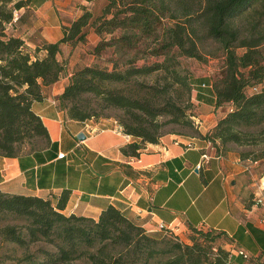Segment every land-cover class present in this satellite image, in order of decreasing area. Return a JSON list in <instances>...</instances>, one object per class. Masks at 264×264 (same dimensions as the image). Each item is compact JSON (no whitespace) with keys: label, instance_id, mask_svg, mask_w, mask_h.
Wrapping results in <instances>:
<instances>
[{"label":"trees","instance_id":"trees-1","mask_svg":"<svg viewBox=\"0 0 264 264\" xmlns=\"http://www.w3.org/2000/svg\"><path fill=\"white\" fill-rule=\"evenodd\" d=\"M171 1L109 0L101 17L91 21L92 15L86 11L69 26H62L60 41L31 49L7 32L14 24L13 13L25 8L28 0H0V155L15 158L17 145L33 146L38 140L43 146L49 143L31 104L43 98L41 85H52L63 72V63L57 60L60 44L83 43L88 25L98 35L121 32L110 39L116 52L135 49L151 39L153 45L146 44L145 50L156 61L143 66L133 60L117 62L110 70L95 66L75 70L59 97L71 120H116L123 134L139 140L122 148L125 156L133 158L143 145L158 143L167 123L196 129L190 102L191 74L181 59L203 61L200 47L210 40L219 45L224 56L212 86L216 105L230 104L231 109L203 139L211 145L218 141L225 151L229 144L264 145V0H202L192 11L177 6L172 9ZM167 14L173 23L160 28ZM254 15L260 16L242 30L239 22ZM237 49L243 52L237 54ZM111 111L121 115H109ZM239 157L264 160V151L254 157L239 152ZM67 199L63 192L53 206L49 199L1 192V242L21 248L36 242L48 244L54 251H43L40 264H72L80 258L90 264L231 263L229 253L217 244L221 234L193 229L187 243L163 229V238L157 239L112 206L96 221L65 216L61 211ZM263 255L255 262L264 264ZM237 256L245 262L252 259Z\"/></svg>","mask_w":264,"mask_h":264},{"label":"crops","instance_id":"crops-1","mask_svg":"<svg viewBox=\"0 0 264 264\" xmlns=\"http://www.w3.org/2000/svg\"><path fill=\"white\" fill-rule=\"evenodd\" d=\"M28 2L7 32L35 49L60 41L62 26L86 11L91 21L101 17L109 0ZM84 31L83 43L60 44L63 72L52 85H41L43 98L31 104L49 143L15 158L0 155V193L49 199L56 206L67 192L65 216L96 221L112 206L151 237L163 238L161 231L168 229L188 243L193 229L213 231L221 234L217 244L229 253L230 264H246L238 250L257 260L264 253V160L241 159L231 146L225 151L218 141L208 146L203 139L231 109L216 105V77L211 72L190 77L199 136L145 144L137 157L125 156L122 148L139 140L123 134L116 120H71L59 103L73 72L100 62L93 48L113 36L98 35L91 25ZM60 153L64 156L58 159ZM203 154L208 159L201 162ZM257 198L261 204H255Z\"/></svg>","mask_w":264,"mask_h":264},{"label":"rangeland","instance_id":"rangeland-1","mask_svg":"<svg viewBox=\"0 0 264 264\" xmlns=\"http://www.w3.org/2000/svg\"><path fill=\"white\" fill-rule=\"evenodd\" d=\"M200 3H202V0H172L170 2V7L172 9H175L176 6L178 8L186 7L189 11L190 10L192 11V10H196L199 7ZM175 13H177V11H175ZM100 15L102 16V13ZM258 16L260 15H254L253 17H250V19L248 18L245 20H241L239 22V25L241 26L242 30H245V28L248 27L249 23L257 19ZM169 17L170 16L168 14L165 16V18L162 20V25L160 28L162 27L165 28L173 23ZM261 19H263L262 20L263 24H261V26L264 29V16ZM121 34H122L121 32H116V34H114L113 37L119 36ZM151 41H152L151 39L146 40L145 42L140 43L135 49L132 50H124V51L116 52V49L113 46L109 45L110 40L101 39V41H99L96 44V46L93 48L95 55L99 54L101 59L100 62H98L97 64H92V66L101 69L102 68L110 69L112 68L114 63L118 62L119 64H123L125 62H130L132 60L135 61V65L137 66H143L147 63H152L156 61V58L150 57L147 54V51L145 50L146 44L153 45ZM97 46H101V47L98 50H95ZM261 51L264 54V45L262 46ZM242 52H243L242 49L236 50L237 54H241ZM200 54L204 59L203 61H198L194 58L191 59L182 58L181 63L183 67L186 68L191 75L192 74L204 75L207 74V72H211V74L217 78L221 72L220 71L222 66L221 61H223L224 59L223 52L220 49L219 45L210 40H206L205 43L200 47ZM42 55L43 53L40 55V57H42ZM111 57H113V59H111ZM248 93H252L251 90H249ZM191 106L193 107V105ZM192 107L191 109L193 113ZM107 113L114 117H118L121 115L120 111L118 112L111 111ZM161 133L162 136L159 139L158 143L164 139H167L168 141L171 142L179 141V140L187 141L189 138L196 136L198 132L194 127L193 130H189L180 125L167 123L162 128ZM43 145L44 143L42 140L35 141L33 146L17 145L15 152L16 154L30 152V150L41 148ZM229 146L232 147L230 148V150L236 151L238 153L239 152L250 153L252 154L253 157L259 155L260 153H262V151H264V145L262 144L254 147H245V146L237 147V146H232V144H229ZM261 203L262 201L260 202V204ZM43 251L53 252L54 249L48 244L46 245L45 243L42 242H36L33 243V245L28 246L27 248H21L19 246H16L8 242H1L0 240V264H40L44 258V256H42ZM262 261H264V257L262 258ZM72 264H90V263L85 258H80L77 261H74ZM246 264H260V263H256L255 259H251L247 261Z\"/></svg>","mask_w":264,"mask_h":264},{"label":"built area","instance_id":"built-area-1","mask_svg":"<svg viewBox=\"0 0 264 264\" xmlns=\"http://www.w3.org/2000/svg\"><path fill=\"white\" fill-rule=\"evenodd\" d=\"M18 15H17V12L15 11L14 13H13V22L15 23V22H17L18 21ZM195 119V118H194ZM195 125H196V123H195ZM206 144L209 146V145H211V143L210 142H208V141H206ZM63 156H64V154L63 153H60V155H58V159H60V158H63ZM208 159V157H207V155L206 154H203L202 156H201V162H204L205 160H207ZM201 165H202V163H200L199 165H198V167H197V169H199L200 167H201ZM260 202H261V200L258 198V199H256L255 200V204H260ZM236 252V255H239V256H241V257H243L245 260H247L248 258H249V255L246 253V252H244L243 250L241 251V250H238V251H235Z\"/></svg>","mask_w":264,"mask_h":264},{"label":"water","instance_id":"water-1","mask_svg":"<svg viewBox=\"0 0 264 264\" xmlns=\"http://www.w3.org/2000/svg\"><path fill=\"white\" fill-rule=\"evenodd\" d=\"M79 138H80V139H83L84 137H83V136H80Z\"/></svg>","mask_w":264,"mask_h":264}]
</instances>
